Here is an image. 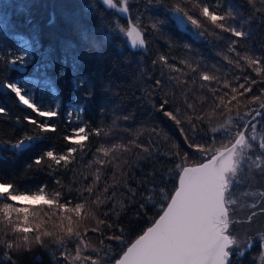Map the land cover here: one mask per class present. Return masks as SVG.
Instances as JSON below:
<instances>
[{
  "label": "trees",
  "instance_id": "obj_1",
  "mask_svg": "<svg viewBox=\"0 0 264 264\" xmlns=\"http://www.w3.org/2000/svg\"><path fill=\"white\" fill-rule=\"evenodd\" d=\"M198 2L221 14L230 9L236 19L224 23L245 31L246 37L236 38L212 26L200 15ZM177 4L200 20L201 29L189 26V31L184 32L176 25L167 8ZM118 5L122 6V0ZM128 7L131 20L144 33L146 53L130 50L126 40L115 35L116 27L127 31V20L98 0H0V18L11 17L12 23L8 28L0 26V107L6 110L0 114V181L14 183L21 192L46 186L50 196L61 194V202L70 199V207L85 202L86 211L92 215L82 224V235L88 244L82 256H91L97 264H113L122 256L126 247L158 218L160 204L167 202L165 196H170L178 184L176 164L185 163L183 144L185 136H192L190 125L183 122L176 125L153 107L154 103L168 100L170 105L179 107L182 120H187L186 100L197 114V125L205 123L213 127L220 126L228 116L235 117L237 112H251L240 123L248 125V132L251 121L257 122L264 133V108L252 99L260 95L264 100V93L260 91L264 87V73L258 75L242 58L264 59L261 12L248 0H191V3L163 0L152 5L148 0H129ZM256 8L264 9V3L256 0ZM199 32L204 35L200 36ZM233 41H236V51L230 52ZM25 42L31 45L27 52ZM20 56L27 60L23 73L19 66L10 63ZM37 66H41L39 71ZM60 69L66 75L57 79ZM203 74L216 79L203 81L200 79ZM74 76L83 80L78 89H74ZM25 78L29 83L23 82ZM45 78L53 81L56 95L42 83H31ZM156 80L161 84L156 85ZM253 80L255 83L250 84ZM8 82H19L22 87L32 89L30 95L42 108L51 109L59 103L60 116L48 121L56 126L55 133H40L26 122V116L38 121L44 118L27 109L15 94L2 87ZM224 83L229 88H224ZM241 83L245 88L251 86L253 91L244 93L239 88ZM213 87L216 93L210 91ZM232 87L238 88L237 100L227 104ZM89 90L92 95L85 98L84 93ZM214 94L217 102L225 99L223 111L215 108L211 99ZM81 104L82 112L79 111ZM69 111L72 123H68ZM257 111L262 115L256 116ZM76 113L78 123L74 118ZM200 115L205 117L203 122ZM77 124L85 128L84 135H87L82 145L64 139L74 134ZM26 135H43L44 139L19 151L9 147ZM210 146L219 147L220 142ZM73 147L77 151L67 163L61 162L59 166L53 163L52 169L37 170L44 165H35L36 157L48 150L66 154ZM105 150L108 155L104 154ZM177 151L181 152L179 158L171 155ZM200 162L190 154L186 164L195 166ZM87 188H91V193ZM30 222L36 221L30 218ZM83 229H87L86 234ZM121 230L124 243L108 238L121 235ZM31 247V252L13 255L18 264H39L34 259L36 256L43 258L42 264H59L35 243ZM45 247L56 251L54 242L47 238ZM70 250L74 256V248ZM241 251L244 255L238 256ZM260 254V246L249 248L245 243L234 247L232 261L258 264ZM74 264H91V261L82 259Z\"/></svg>",
  "mask_w": 264,
  "mask_h": 264
},
{
  "label": "snow or ice",
  "instance_id": "obj_2",
  "mask_svg": "<svg viewBox=\"0 0 264 264\" xmlns=\"http://www.w3.org/2000/svg\"><path fill=\"white\" fill-rule=\"evenodd\" d=\"M186 3H191V0H185ZM256 11L264 15V9L256 8V0H248ZM119 0H103V4L108 9H117L120 13L129 12V0H122V6L118 7ZM150 5L154 3H163V0H148ZM264 3V0H261ZM200 7V15L210 22L212 26L219 29L221 32L230 33L231 36L243 39L246 37L245 31L238 30L230 24H225V21L236 19L233 12L229 9L226 14H221L218 11L210 10L205 4ZM167 10L172 13V18L176 25L184 32H188L189 28L201 29V22L194 16L190 15L185 8L177 5H169ZM162 23V21H161ZM0 26L8 28L12 26L11 17L0 18ZM152 27H156L153 25ZM123 31V29H122ZM128 37L132 38V46L137 45L141 48L145 47L146 40L140 26L133 24L126 32ZM203 36V32H199ZM25 52L31 48L25 42ZM229 48L230 52H235L234 45ZM240 56L239 52H236ZM246 60L247 65L253 68L258 75L264 73V59L252 58L251 56L242 57ZM2 59V58H0ZM161 59H164L163 57ZM167 63V60H164ZM13 66H19L20 69L26 70L27 60L25 56L13 58L10 60ZM155 63V62H154ZM229 63H232L229 60ZM41 66H37V71ZM43 67H47L44 65ZM195 71V69H193ZM66 75L63 69L57 73V79L63 78ZM200 79L206 82H212L216 79L213 75L203 74ZM25 84L29 80L25 78ZM32 84L42 83L45 87L50 88L53 95H56V88L51 79L45 78L43 81L32 80ZM83 83L82 78L74 76V89H78ZM156 85H160L161 81L156 80ZM255 83V81H251ZM15 94L19 102L30 109L38 117L44 118L43 121H38L32 117L24 119L30 125L36 127L40 133L47 134L55 133L57 128L54 124L48 123L54 118L60 116L58 110L59 103L51 109L42 108L30 95L32 89L22 87L19 82H8L2 86ZM224 88H229L227 83L223 84ZM240 89H244V93L252 92L251 86L245 88L243 83L239 84ZM216 93L213 87L210 89ZM231 98L227 100V104L237 100L238 88L232 87ZM264 93V87L260 89ZM240 93V95H244ZM91 90L84 93L85 98H90ZM227 96L228 93H224ZM79 98H74L78 100ZM212 102L217 110L223 111L222 105H225V99L221 98L217 102V97L212 96ZM254 102H259L260 108H264V100H261L260 95H255ZM185 111L188 115L187 120H182L178 106H172L168 100H161L159 104H153L163 116L174 121L176 125L182 122L190 125L192 136L184 137L183 144V159L184 164L177 163L176 171L178 184L173 189L170 196H165L166 203H161V212L158 218L154 219L151 226L147 227L126 247L122 256L114 260L113 264H234L232 261L233 249L238 246L237 238L230 232V225L238 221L230 219V213L233 211L231 206L235 205L236 201L232 199L231 191L234 184L239 182V174L246 166V162L252 159L250 152L253 150V145L246 135L248 130L247 124H241L244 116H251V112L239 113L235 117L228 116L226 121L220 126L213 127L205 123L197 125L191 104L184 101ZM5 109L0 107V114L5 113ZM83 111V106L79 108ZM231 112V109H228ZM215 113L213 112L212 115ZM260 111L256 112V116H260ZM72 112L67 113L68 123H72ZM127 119V117H125ZM200 121H204V115L199 116ZM211 119V115L209 116ZM234 120L236 121L234 123ZM250 123V122H249ZM199 127L200 131H197ZM255 125H253V128ZM158 133L157 128L152 129ZM182 131V130H181ZM85 128L82 126L74 131L72 136H65L64 139L71 144L82 145V142L87 139ZM99 131L96 135H99ZM44 139L43 135H26L17 142L9 145L11 149L22 150L28 144L39 142ZM255 139V136L251 137ZM204 141L205 143H201ZM220 142L219 147H211V144ZM180 147L179 145L177 146ZM260 150H264V140L258 145ZM75 147L67 150L66 154H55L52 150L46 151L42 156L34 159V164L44 167L37 170L52 169V164L59 166L61 162L67 163L69 157L75 153ZM148 151V149H144ZM108 155V151H104ZM192 154L194 159H199L201 162L195 166H187L186 161L188 156ZM172 156L179 158L181 152H173ZM264 156V151L261 152ZM260 157L258 156L257 159ZM31 167V165H29ZM58 184L59 181L57 180ZM91 193V188L86 189ZM60 193L55 196H50L46 191V186H39L36 190L27 189L23 192L12 182L0 181V264H18V260L13 258L14 254L21 252H31L32 244L35 243L42 250L49 253L54 261L59 264H74L77 260L91 261V264H97L91 256H82L83 251L88 250V244L85 242L82 235V224L85 219L92 215L91 211H86L85 202H78L74 207H70L71 200L64 202L60 201ZM264 197V192L259 194ZM86 199V198H85ZM10 201V202H9ZM20 206H16V205ZM143 207V205H141ZM252 207H256L255 204ZM264 211V209H261ZM43 213V216L41 215ZM252 215H256L253 213ZM46 217V219H45ZM30 218L35 220V223L30 222ZM251 220V217L248 218ZM102 223V221L100 222ZM110 227V225H109ZM11 230L9 233L8 230ZM92 231H98L97 228H92ZM86 234L87 229H83ZM31 234V235H30ZM54 242L56 251L52 248L45 247V239ZM109 239H115L124 243L121 235L110 236ZM262 248H264V235L260 236ZM248 247H252V242H247ZM70 248H74L75 255H72ZM95 251V249H93ZM57 252L60 256H57ZM243 251L238 253V256H243ZM34 259L42 264V257L36 256ZM261 259H264V253L261 254Z\"/></svg>",
  "mask_w": 264,
  "mask_h": 264
},
{
  "label": "rangeland",
  "instance_id": "obj_3",
  "mask_svg": "<svg viewBox=\"0 0 264 264\" xmlns=\"http://www.w3.org/2000/svg\"><path fill=\"white\" fill-rule=\"evenodd\" d=\"M127 31H122L121 27H116L115 35L117 34L122 41L125 39L128 45ZM74 118L78 123V113L75 114ZM256 119L259 120L258 117ZM253 125H255L254 128ZM80 127L82 126H78L77 124L76 130ZM246 135L253 145V150L249 153L252 159L246 162V166L239 174V182L234 184L231 191L232 199L236 203L231 206L233 211L230 213V219L238 222L230 225V232L237 238L238 246L247 244L250 240L252 245L260 246L262 254L264 253V248L261 246L262 241L260 236L264 235V211H261V209H264V197H261L259 194L264 192V156H261V152L264 150H260L258 145L264 140V133L259 130L257 122L251 121L250 131ZM253 136H255L254 140L251 139ZM258 156L260 157L259 159H257ZM253 204L256 207H252ZM253 213H256V215H252ZM249 217H251V220L248 219ZM261 254L258 257V264H264Z\"/></svg>",
  "mask_w": 264,
  "mask_h": 264
},
{
  "label": "water",
  "instance_id": "obj_4",
  "mask_svg": "<svg viewBox=\"0 0 264 264\" xmlns=\"http://www.w3.org/2000/svg\"><path fill=\"white\" fill-rule=\"evenodd\" d=\"M102 5H104L103 4V0H98ZM104 6H106V5H104ZM118 7H120L119 5H118ZM117 13H118V15L121 17V18H123V19H125V20H127V23H128V30H130V28H131V26L134 24L133 23V21L131 20V18H130V14H129V12L128 13H120L117 9H114ZM144 39H145V37H144ZM132 38L131 37H128V46H129V48L132 50V51H142L143 53H146L147 52V43H146V45H145V47H143V48H141L140 46H136V47H133L132 46ZM21 72H24V70H21Z\"/></svg>",
  "mask_w": 264,
  "mask_h": 264
},
{
  "label": "bare ground",
  "instance_id": "obj_5",
  "mask_svg": "<svg viewBox=\"0 0 264 264\" xmlns=\"http://www.w3.org/2000/svg\"><path fill=\"white\" fill-rule=\"evenodd\" d=\"M21 70H24V69H20V72H21ZM25 71V70H24ZM23 73V72H22Z\"/></svg>",
  "mask_w": 264,
  "mask_h": 264
}]
</instances>
